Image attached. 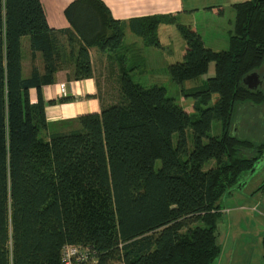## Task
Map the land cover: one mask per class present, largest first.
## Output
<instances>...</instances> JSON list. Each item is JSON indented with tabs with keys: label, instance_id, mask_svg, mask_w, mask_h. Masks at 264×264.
<instances>
[{
	"label": "trees",
	"instance_id": "1",
	"mask_svg": "<svg viewBox=\"0 0 264 264\" xmlns=\"http://www.w3.org/2000/svg\"><path fill=\"white\" fill-rule=\"evenodd\" d=\"M232 7L227 50L205 47L193 25L176 24L184 52L169 66L172 80L205 75L211 63L215 68L185 94L196 98L192 121L163 87L132 80L120 56L122 24L101 0H74L65 8L75 33L50 28L40 0H0V264H60L64 244L89 247L98 264H215L221 253L218 202L242 186L264 154V141L231 131L238 103L264 100L263 90L242 82L264 62V0ZM205 10L224 14L221 6ZM161 20L136 19L130 27L160 46L155 29ZM60 34L67 37L71 78L93 77L89 47L98 45L110 56L109 72L119 85L115 102L99 98L100 112L80 114L71 121L76 126L55 132L45 106L70 98L45 101L42 86L63 69ZM24 36L44 60V70L33 68L26 78ZM214 120L221 132L209 136ZM41 130L46 139L39 138Z\"/></svg>",
	"mask_w": 264,
	"mask_h": 264
},
{
	"label": "rangeland",
	"instance_id": "2",
	"mask_svg": "<svg viewBox=\"0 0 264 264\" xmlns=\"http://www.w3.org/2000/svg\"><path fill=\"white\" fill-rule=\"evenodd\" d=\"M201 1L205 2V0ZM162 10L168 11L167 8H162ZM169 14L174 16V20L172 22L164 21L163 16ZM159 16L162 17V20L155 29V35L160 46L149 43L146 35L136 36L130 34L132 35L130 38L127 36L123 38L120 56L126 58L128 73L134 82L143 87H163L167 95L172 97L177 105L186 109L190 113L191 120L194 121L197 118V112L193 109L194 106H197L196 98L185 94L186 92H193L194 89L203 84V80L214 75V63L209 65L208 72L205 75L181 83L174 82L169 72V66L177 61H182L184 52V40L176 24L185 25L186 21L184 16L180 17L174 12L160 14ZM191 16L194 18L191 19V23L195 21L199 24L200 31L196 30L199 32L205 47L215 51L229 48L230 36L232 35L231 29H233L235 18L232 7L228 6L223 16L220 17L202 7L199 10L197 9ZM194 28L196 27L194 26ZM101 57L104 61L102 65L100 63ZM108 58L110 59L109 55ZM108 58L106 56L95 58L99 71L97 73L100 85L99 98L103 99L104 104L111 103L110 100L112 102L117 100L119 85V81L112 78L114 74L111 75V72L114 69ZM263 67L264 62L259 70L262 71ZM63 90L64 86L62 85L61 91ZM215 98L216 94H213L212 101L209 104H213ZM235 109L231 125L232 133L257 143L264 141V100L258 99L254 103L241 102L235 106ZM76 125V122L70 123L67 128L70 129ZM188 131L191 134L190 128ZM220 132V123L216 120L212 121L208 135L216 136ZM39 136L42 140L46 139V131L41 130ZM204 140L206 141L207 138H204ZM156 165L158 166V163ZM263 182L264 154L259 163L255 164L254 169L246 175L242 186L238 189L233 188L231 193L223 195L218 202L220 208H224L220 211L218 231L221 232L222 247L226 244L223 252L225 264H264V187L259 188ZM256 203L259 204L258 207L253 206V204L257 205ZM223 212L225 214L229 213L226 216ZM118 262L114 261L108 264Z\"/></svg>",
	"mask_w": 264,
	"mask_h": 264
},
{
	"label": "crops",
	"instance_id": "3",
	"mask_svg": "<svg viewBox=\"0 0 264 264\" xmlns=\"http://www.w3.org/2000/svg\"><path fill=\"white\" fill-rule=\"evenodd\" d=\"M74 0H40L47 24L54 30H70L74 32L69 20L64 14L65 8ZM109 9L111 16L120 21L123 27L124 38L126 36L130 38L134 34L131 30L130 21L145 18L148 16H157L160 14L175 13L178 16L185 17L186 24H190L199 30V24L195 21L191 23V16L200 7L205 9L208 6L221 5L224 8V12L227 7H232L235 3L244 2L247 0H101ZM211 1V2H210ZM213 2V3H212ZM167 8L168 11L162 10ZM233 9V7H232ZM234 10V9H233ZM191 16V17H190ZM75 33V32H74ZM137 36V35H136ZM58 39L61 43V51L64 56V60L61 62L64 64L63 69L59 70L55 74V82L52 84H46L42 86V95L45 101L50 99H58L61 97H69V101L63 103H56L53 105L45 106V114L47 124L50 131H67L68 125L72 119L80 114L100 112V100L97 88L99 72L95 63V58L99 56H106L108 54L102 51L98 45L89 47L90 61L93 67V77L80 80H74L71 78L73 72V65L67 61L69 47L67 45V37L65 34H60ZM109 59V58H108ZM110 60V59H109ZM101 65L104 64L103 58H100ZM21 65L22 76L24 78L29 77L33 68H36L39 72L44 70V60L41 52L36 51L32 53L29 43V37L24 36L21 39ZM64 86V90L61 91V86ZM30 102L37 101V93L34 87L29 88ZM68 124V125H67ZM254 203V201H252ZM254 205L255 207H258ZM224 209V208H223ZM223 209L220 208V211ZM227 209V208H226ZM229 212L225 214L228 215ZM221 244V253L215 264H225L223 259V252L226 248V244L222 247L221 232L219 235ZM229 263V262H228Z\"/></svg>",
	"mask_w": 264,
	"mask_h": 264
},
{
	"label": "built area",
	"instance_id": "4",
	"mask_svg": "<svg viewBox=\"0 0 264 264\" xmlns=\"http://www.w3.org/2000/svg\"><path fill=\"white\" fill-rule=\"evenodd\" d=\"M87 246L64 244L60 249V264H98L97 258ZM116 264H123L119 261Z\"/></svg>",
	"mask_w": 264,
	"mask_h": 264
},
{
	"label": "water",
	"instance_id": "5",
	"mask_svg": "<svg viewBox=\"0 0 264 264\" xmlns=\"http://www.w3.org/2000/svg\"><path fill=\"white\" fill-rule=\"evenodd\" d=\"M242 82L247 86L248 89L250 90H255L260 81H259V76L257 75L256 71H253L251 73H249L248 75H246Z\"/></svg>",
	"mask_w": 264,
	"mask_h": 264
},
{
	"label": "flooded vegetation",
	"instance_id": "6",
	"mask_svg": "<svg viewBox=\"0 0 264 264\" xmlns=\"http://www.w3.org/2000/svg\"><path fill=\"white\" fill-rule=\"evenodd\" d=\"M257 75L259 76V85L255 90H263L264 91V67L262 68V71L258 69V71H256Z\"/></svg>",
	"mask_w": 264,
	"mask_h": 264
}]
</instances>
